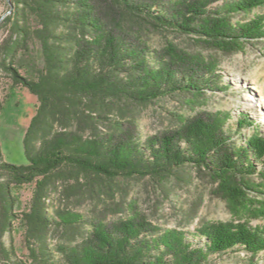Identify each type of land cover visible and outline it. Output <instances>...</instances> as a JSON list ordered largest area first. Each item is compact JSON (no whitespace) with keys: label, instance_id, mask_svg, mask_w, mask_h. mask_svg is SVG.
I'll list each match as a JSON object with an SVG mask.
<instances>
[{"label":"trees","instance_id":"obj_1","mask_svg":"<svg viewBox=\"0 0 264 264\" xmlns=\"http://www.w3.org/2000/svg\"><path fill=\"white\" fill-rule=\"evenodd\" d=\"M219 1L224 4L216 11L208 9ZM12 3L3 22L8 35L0 45V80L4 75L14 88L27 89L38 106L24 134L26 164L6 162L0 141L2 232L18 222L29 252L23 259L13 244L2 245L1 264H212L211 256L237 247L258 264L264 228L250 222L203 226L194 236L202 243L195 245L178 229L138 218L108 224L107 207L88 216L71 205L114 197L132 179L148 178L163 191L169 179L183 181L187 168L206 176L229 206L258 198L264 188L259 132L240 145L230 136L228 118L211 113L178 120L173 133L141 141L134 110L167 97L205 99L221 90L214 66L191 63L170 43L154 48L149 31L197 38L223 53L238 51L246 41L263 38L264 30L261 22L234 19L264 0ZM26 185L33 186L32 197L18 214L13 189ZM127 210L120 203L113 214Z\"/></svg>","mask_w":264,"mask_h":264},{"label":"rangeland","instance_id":"obj_2","mask_svg":"<svg viewBox=\"0 0 264 264\" xmlns=\"http://www.w3.org/2000/svg\"><path fill=\"white\" fill-rule=\"evenodd\" d=\"M223 4L224 1L215 2L208 9L216 11ZM11 13L8 0H0V18L4 17L0 24V45L8 35L3 22ZM234 21H243V24L261 22L264 30V6L246 15H237ZM148 36V42L154 48L162 50L170 43L187 59L190 57L191 63L200 61L214 66L215 73L221 80V90L208 92L205 99L191 96L179 101L167 97L147 108L134 110L141 141L173 133L178 120L185 121L186 118L189 121L192 117L211 113H220L228 118L230 136L240 145L244 144V137H251L257 132L264 137V37L246 41L238 51L223 53L197 38L176 35L170 31H149ZM32 56L42 66L38 46L32 47ZM22 59L24 63L28 62L27 57ZM22 73L27 74L25 68H22ZM0 100L3 107L0 110V141L5 161L16 165L26 164L23 139L36 113L37 98L23 87L14 88L12 82L2 75ZM262 166L264 163L260 168ZM182 176L183 181L169 179L163 185V191L148 178L128 180L122 193H117L114 197L104 195L100 201H73L71 210L93 216V212L101 213L107 207L105 212L109 217L108 224L131 218L144 219L160 229H178L189 233L190 240L195 245L202 243L194 236L203 226L250 222L253 227L264 228V209L259 210L252 205H264V188L258 189V198L253 197L251 204L235 207L229 206L219 196L217 187L206 176L197 174L192 168H187ZM32 190L31 185L13 189L16 213L26 210ZM55 203L58 205L60 202L57 200ZM120 203L125 204L128 210L114 215L113 211ZM1 221L0 216V252L2 245L8 249L13 244L17 255L27 258L29 252L24 229L16 222L11 230L3 233ZM211 260L212 264H250L252 259L246 251L237 247L220 255H213ZM255 262L264 264V251L255 258Z\"/></svg>","mask_w":264,"mask_h":264},{"label":"water","instance_id":"obj_3","mask_svg":"<svg viewBox=\"0 0 264 264\" xmlns=\"http://www.w3.org/2000/svg\"><path fill=\"white\" fill-rule=\"evenodd\" d=\"M8 4L10 5V12H11L13 10V8H14V5L12 3V0H8ZM3 19H4V17L0 18V24L3 21Z\"/></svg>","mask_w":264,"mask_h":264}]
</instances>
